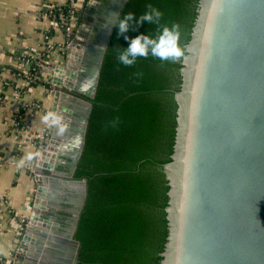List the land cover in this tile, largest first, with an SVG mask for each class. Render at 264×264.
<instances>
[{
	"label": "water",
	"instance_id": "water-1",
	"mask_svg": "<svg viewBox=\"0 0 264 264\" xmlns=\"http://www.w3.org/2000/svg\"><path fill=\"white\" fill-rule=\"evenodd\" d=\"M127 1L109 0L94 41L84 49L85 39L73 35L50 66L51 111L69 131L61 137L53 129L36 145L40 157L29 165L35 188L13 264L77 262L74 233L87 184L74 171L113 31L106 19ZM183 48L161 164L157 264H264V0H197ZM69 96L71 108L62 105ZM61 203L71 205L64 227L56 216Z\"/></svg>",
	"mask_w": 264,
	"mask_h": 264
},
{
	"label": "trees",
	"instance_id": "trees-1",
	"mask_svg": "<svg viewBox=\"0 0 264 264\" xmlns=\"http://www.w3.org/2000/svg\"><path fill=\"white\" fill-rule=\"evenodd\" d=\"M196 1L128 0L117 22L128 12L140 16L151 3L164 13L161 23L180 25L183 48ZM155 33V25H137L135 19L123 35L113 27L91 99L84 148L74 171V178H85L87 184L74 233L79 241L75 264H157L161 164L167 156L180 61L162 63L149 56L125 67L117 60L120 48L129 44L124 35L130 40ZM138 71L143 73L140 78L133 76ZM42 84L50 87L49 82Z\"/></svg>",
	"mask_w": 264,
	"mask_h": 264
},
{
	"label": "crops",
	"instance_id": "crops-1",
	"mask_svg": "<svg viewBox=\"0 0 264 264\" xmlns=\"http://www.w3.org/2000/svg\"><path fill=\"white\" fill-rule=\"evenodd\" d=\"M65 0H0V195L6 203H0V264H13L18 258L21 234V219L29 214L28 204L32 201L35 188L30 162L17 167V162L29 151H35L36 140H41L50 133L42 123L41 117L51 111L54 105L51 83L47 88L38 84L22 93L23 99L37 102L29 115L31 130L19 133L12 118L18 110L19 101L14 97L12 86L2 87L3 81L17 86L22 81L12 74L17 56L24 51L37 49L43 43V35L48 33L55 49L48 54L47 65H57L63 59L65 39L60 27L51 20L39 16L45 5H60ZM105 0H78V18L75 21L74 33L78 37H86L96 31L100 10ZM80 43V41H79ZM81 45V44H80ZM60 46V47H59ZM63 106L71 108L74 100L64 97ZM37 135L39 139L34 138ZM66 161V158H63ZM65 170V163L59 164ZM62 228H56V232Z\"/></svg>",
	"mask_w": 264,
	"mask_h": 264
},
{
	"label": "clouds",
	"instance_id": "clouds-1",
	"mask_svg": "<svg viewBox=\"0 0 264 264\" xmlns=\"http://www.w3.org/2000/svg\"><path fill=\"white\" fill-rule=\"evenodd\" d=\"M145 7L146 11L140 16L128 12L118 22L117 18L119 14H114L106 19L105 26L116 27L118 35L126 33L134 19L137 25L148 22L156 26V33L153 36L140 34L129 40V37L124 35V39L129 41V44L127 48H120L118 51V64L125 67H133L139 58L148 59L149 56L162 63L180 61L185 54L184 48L180 45V25L177 22L161 23L164 13L151 3L146 4ZM133 76L140 78L143 76V73L139 71L134 72ZM41 121L48 128L55 129L57 136L62 137L69 131V124L65 122L63 115L55 111H47L41 117ZM117 122L118 118L112 122V126L114 127ZM39 157V152L29 151L17 162V167H23L26 163L32 162Z\"/></svg>",
	"mask_w": 264,
	"mask_h": 264
},
{
	"label": "built area",
	"instance_id": "built-area-1",
	"mask_svg": "<svg viewBox=\"0 0 264 264\" xmlns=\"http://www.w3.org/2000/svg\"><path fill=\"white\" fill-rule=\"evenodd\" d=\"M78 0H65L63 4L45 5L39 11V16L51 20L60 27L65 39L64 57L66 49L73 43L74 23L78 18ZM55 44L50 41V35H43V43L35 50L24 51L18 54L16 64L12 67V74L22 81V85H16L9 81H3L2 87L12 86V92L19 101L18 110L13 114L12 122L19 133H27L31 130L29 115L35 109L37 102L23 99L22 93L28 88L42 84L51 83L52 69L47 65L48 54L55 49ZM60 47V46H59ZM3 99L0 93V101ZM34 138L39 139L37 135ZM38 140H36V145ZM1 159V156H0ZM0 203H6V199L0 195ZM21 222H25L22 218ZM23 228V227H22Z\"/></svg>",
	"mask_w": 264,
	"mask_h": 264
},
{
	"label": "flooded vegetation",
	"instance_id": "flooded-vegetation-1",
	"mask_svg": "<svg viewBox=\"0 0 264 264\" xmlns=\"http://www.w3.org/2000/svg\"><path fill=\"white\" fill-rule=\"evenodd\" d=\"M104 4H106V3L104 2ZM103 8L100 10V13H99V16H98V19H97L99 24L101 23L100 15H101V11L103 10ZM95 36H96V31H94L92 34L89 33L88 36L84 37L85 42H81V46L84 47V49H85L86 46L90 45L94 41ZM86 63L87 62L84 60L83 64H86ZM61 198L64 199V200H67L68 199V195L67 194H63L61 196ZM70 206L71 205H69L68 203H61L60 206H59L58 212H56L57 219L59 220V222L61 223V225L63 227L68 225L67 220L70 218V214H69L67 209L70 208ZM54 230H56V228ZM48 239L52 242V244H55V243L59 242L57 239H55L53 237H48ZM52 247H53V245H50V247L47 249V256H49L48 254L52 251Z\"/></svg>",
	"mask_w": 264,
	"mask_h": 264
},
{
	"label": "rangeland",
	"instance_id": "rangeland-1",
	"mask_svg": "<svg viewBox=\"0 0 264 264\" xmlns=\"http://www.w3.org/2000/svg\"><path fill=\"white\" fill-rule=\"evenodd\" d=\"M44 138V137H43ZM42 140V139H41ZM41 140H38V143H41ZM27 218H28V216L27 217H25L24 219H25V222H23L22 223V227H23V225L27 222ZM23 232V231H22ZM43 256V255H42Z\"/></svg>",
	"mask_w": 264,
	"mask_h": 264
}]
</instances>
